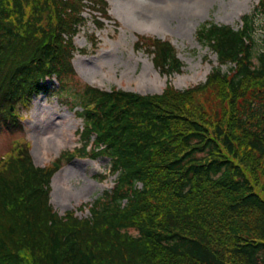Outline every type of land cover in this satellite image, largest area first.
<instances>
[{
	"label": "trees",
	"instance_id": "1",
	"mask_svg": "<svg viewBox=\"0 0 264 264\" xmlns=\"http://www.w3.org/2000/svg\"><path fill=\"white\" fill-rule=\"evenodd\" d=\"M87 2L110 18L107 0H0V131L24 133L20 107L56 74L54 93L81 107L83 138L93 137L59 162L92 151L117 179L88 217L61 216L50 195L60 163L38 166L28 143L13 142L0 157V264H264V0L241 29L198 28L218 58L207 81L153 94L75 79ZM136 48L168 78L182 70L168 40L139 35Z\"/></svg>",
	"mask_w": 264,
	"mask_h": 264
},
{
	"label": "rangeland",
	"instance_id": "2",
	"mask_svg": "<svg viewBox=\"0 0 264 264\" xmlns=\"http://www.w3.org/2000/svg\"><path fill=\"white\" fill-rule=\"evenodd\" d=\"M110 18L101 17L90 2L81 16L84 26L75 35L76 49L72 64L82 80L104 90L120 88L142 94L161 93L172 83L186 89L207 81L218 65V58L208 45L199 41L197 30L205 22L225 24L241 29L244 17L256 9L259 0H184L181 8L170 5L172 0H107ZM146 1L160 9H145ZM139 4V5H138ZM168 5V6H167ZM104 26L97 24L98 18ZM255 52L264 50V30L259 15L255 16ZM139 35L170 41L183 63L182 70L169 78L158 68L153 56L136 48ZM227 71L228 66L224 65ZM54 91L32 97L20 107L24 133L0 131V157L7 156L12 143L26 142L36 165H52L65 152L93 145V137L86 143L83 138L85 119L79 114L80 106L69 107ZM86 157L76 154L63 157L60 168L52 177L51 202L61 215L76 211L77 216L89 214V207L117 179L111 172L108 156ZM85 205L83 209L80 206Z\"/></svg>",
	"mask_w": 264,
	"mask_h": 264
},
{
	"label": "bare ground",
	"instance_id": "3",
	"mask_svg": "<svg viewBox=\"0 0 264 264\" xmlns=\"http://www.w3.org/2000/svg\"><path fill=\"white\" fill-rule=\"evenodd\" d=\"M183 2H184V0H172L171 3H170V5L181 8L182 5H183ZM139 6L140 7L141 6H144L143 8H145V9L148 7V9H150V10H153V9L157 10V9H160L161 8L160 5H156V7H153V5H151V2H149V1H146V3L144 5L141 4Z\"/></svg>",
	"mask_w": 264,
	"mask_h": 264
}]
</instances>
